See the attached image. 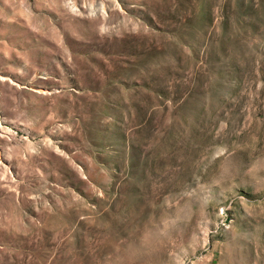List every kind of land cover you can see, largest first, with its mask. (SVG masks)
Wrapping results in <instances>:
<instances>
[{"label": "rangeland", "instance_id": "1", "mask_svg": "<svg viewBox=\"0 0 264 264\" xmlns=\"http://www.w3.org/2000/svg\"><path fill=\"white\" fill-rule=\"evenodd\" d=\"M0 264H264V0H0Z\"/></svg>", "mask_w": 264, "mask_h": 264}]
</instances>
